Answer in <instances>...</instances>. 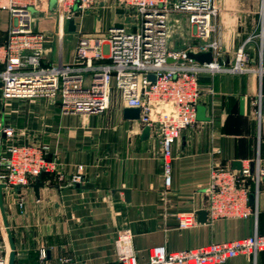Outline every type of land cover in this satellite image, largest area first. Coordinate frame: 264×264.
I'll list each match as a JSON object with an SVG mask.
<instances>
[{
  "label": "crops",
  "instance_id": "0c3cea01",
  "mask_svg": "<svg viewBox=\"0 0 264 264\" xmlns=\"http://www.w3.org/2000/svg\"><path fill=\"white\" fill-rule=\"evenodd\" d=\"M112 2L101 0L93 12L71 20L58 12L54 0L35 11L33 26L46 36L42 64L72 65L75 79L90 86L96 75L76 58L79 40L105 37L115 22L130 31L139 28L140 20L126 23L122 9L114 10ZM218 3L210 39L219 43L218 58L231 66L237 50L245 46L253 70L199 76L198 106H203V117L208 119H198L175 143L170 185L165 183L160 133L149 131L145 137L140 118H125L119 93L103 113H78L66 111L58 98H3L0 88V130L3 125L15 128L11 139L0 135V157L13 143L43 144L48 146L47 159L54 163L52 171L35 181L2 191L4 213H0L4 225L12 228L13 264H120L115 240L125 228L134 234L141 262L154 245L182 250L264 233V182L257 199L250 195L254 214L213 221L208 217L205 188L213 168L240 169L236 162L252 163L258 153L254 102L264 86V0ZM173 19L185 37L184 30L191 28L186 17ZM72 20L75 30L70 29ZM9 24V13L1 8L0 43ZM197 43L192 37L188 44ZM103 51L105 57L95 60L96 66L110 61L107 44ZM80 165L84 182L69 185L67 179ZM37 181L42 183L38 194ZM249 183L253 188L252 180ZM181 213H194L197 224L180 228ZM6 239L9 255L8 235ZM226 264H264V251L255 261L238 255Z\"/></svg>",
  "mask_w": 264,
  "mask_h": 264
},
{
  "label": "built area",
  "instance_id": "2783aa9c",
  "mask_svg": "<svg viewBox=\"0 0 264 264\" xmlns=\"http://www.w3.org/2000/svg\"><path fill=\"white\" fill-rule=\"evenodd\" d=\"M101 0H55L56 8L68 20L83 13ZM135 7L140 16L139 28L130 31L124 26H112L105 37L80 39L76 58L87 69L95 71L90 86L75 79L76 68L69 64L44 66L42 64L46 36L33 26L35 11L44 10L49 0H0L6 9L10 24L5 40L0 43V88L3 98L39 99L58 98L66 111L103 113L110 108L112 81L125 107L139 108L140 121L149 130L161 135L165 183H172L173 148L183 130L193 126L198 118L200 98L199 76L206 72L252 71L251 56L245 46L237 50L234 64L218 62L219 43L212 41L214 20L218 14V0H119ZM35 11H33V10ZM182 15L199 43L181 51L171 50L174 31L173 16ZM109 47V63L96 66L95 60L105 57L103 46ZM212 50L214 60L199 63L187 52ZM172 58V61H169ZM154 75V79L150 76ZM80 74L78 75V77ZM81 77V76H80ZM258 121V153L240 169L215 167L205 188L208 197L209 220L244 218L256 212L250 204V195L258 197L264 182V86L261 84L255 100ZM4 139L15 136V128L3 125ZM1 145V139H0ZM48 146L43 144L13 143L0 157V184L2 191L21 187L35 181L43 172L52 171L54 163L46 157ZM63 180L64 177L61 176ZM252 180L254 187L249 181ZM84 182L80 165L68 179L69 185ZM21 201V200H20ZM21 203V202H20ZM197 224L194 213L179 215L180 228ZM1 239V238H0ZM116 256L120 264H226L230 259L244 255L255 261L264 251V233L199 247L169 250L159 244L149 248L148 258L141 262L134 247L130 228L118 232L115 240ZM42 257H45L43 251ZM0 264H9L8 250L0 240Z\"/></svg>",
  "mask_w": 264,
  "mask_h": 264
},
{
  "label": "rangeland",
  "instance_id": "374dc122",
  "mask_svg": "<svg viewBox=\"0 0 264 264\" xmlns=\"http://www.w3.org/2000/svg\"><path fill=\"white\" fill-rule=\"evenodd\" d=\"M54 2H55V0H54ZM99 3H97V4H99ZM97 4H95L94 6H92L89 9H87L83 13L75 14V17L77 15L84 16L85 14L93 12L95 9L98 8L99 5H97ZM109 5H111V7L114 10L117 9V8L118 9H122L121 14L122 13L124 14V18L126 20V23L128 22L129 24L130 23L131 24L132 23L136 24L140 20V16H139L138 11H137V9L135 7L124 5L121 2H119V0H114V2L110 3ZM33 11H35V10H33ZM113 26H119L118 22H115L113 24ZM173 28H174V31L172 33L171 42L174 43V47L171 48V49L173 51H181V50L185 49L190 44V42L192 40V37H193L192 36V29L191 28H186L184 30L185 31V37H182V35L180 34L179 30L176 28L174 22H173ZM111 85L113 87L112 96H111V102H112V99H113V101L116 103L117 97H118V90L116 89L115 84H114L113 81H112ZM8 231L12 232V228L9 227ZM6 237H7V228L4 225V222L2 220V216H1V213H0V238L3 240L4 243L7 241Z\"/></svg>",
  "mask_w": 264,
  "mask_h": 264
},
{
  "label": "water",
  "instance_id": "95a60500",
  "mask_svg": "<svg viewBox=\"0 0 264 264\" xmlns=\"http://www.w3.org/2000/svg\"><path fill=\"white\" fill-rule=\"evenodd\" d=\"M70 29L71 30H75V24H74V21L72 20L70 22ZM187 56L189 58H191L193 61H196V62H199V63H210L214 60V56H213V52L212 50H208V51H201V52H194L192 50H189L187 52ZM173 59L172 58H169V61H172ZM218 62L221 64V65H224V62L222 60V58H218L217 59ZM152 79H154V75H151L150 76ZM1 85V83H0ZM203 106H198V116L197 118L198 119H208V118H204L203 117ZM124 117L125 118H130V119H139L140 118V109L139 108H131V107H125L124 108ZM149 127H145L144 129V136H148L149 135ZM1 136L3 137V134H1ZM236 164H238V167L241 168L242 166V163L239 161V162H236ZM42 185V183L40 181H37L36 184H34V187H35V191L37 192L38 194V191H39V188L40 186ZM2 184H0V211L3 215L4 211H3V192H2ZM252 198V196H251ZM199 214H204V211H201ZM5 226L7 228V224L5 223ZM7 235H8V240H9V244H10V249H11V252L9 254V264H13L14 263V243H13V240H12V236L10 234V232L8 231V228H7Z\"/></svg>",
  "mask_w": 264,
  "mask_h": 264
}]
</instances>
